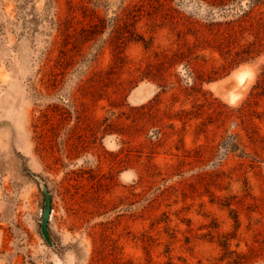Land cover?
Wrapping results in <instances>:
<instances>
[{
    "label": "rangeland",
    "instance_id": "obj_1",
    "mask_svg": "<svg viewBox=\"0 0 264 264\" xmlns=\"http://www.w3.org/2000/svg\"><path fill=\"white\" fill-rule=\"evenodd\" d=\"M0 264H264V0H0Z\"/></svg>",
    "mask_w": 264,
    "mask_h": 264
},
{
    "label": "water",
    "instance_id": "obj_2",
    "mask_svg": "<svg viewBox=\"0 0 264 264\" xmlns=\"http://www.w3.org/2000/svg\"><path fill=\"white\" fill-rule=\"evenodd\" d=\"M43 191L45 194V202H44V208L42 210V218H41V232L44 236V238L50 242L48 231H47V224L50 218L51 214V207H50V195L47 192L46 188L43 186Z\"/></svg>",
    "mask_w": 264,
    "mask_h": 264
}]
</instances>
